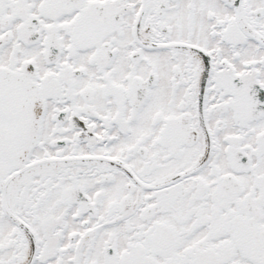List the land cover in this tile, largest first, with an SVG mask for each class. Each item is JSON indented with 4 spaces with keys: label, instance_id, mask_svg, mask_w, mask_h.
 <instances>
[{
    "label": "snow or ice",
    "instance_id": "snow-or-ice-1",
    "mask_svg": "<svg viewBox=\"0 0 264 264\" xmlns=\"http://www.w3.org/2000/svg\"><path fill=\"white\" fill-rule=\"evenodd\" d=\"M0 264H264V0H0Z\"/></svg>",
    "mask_w": 264,
    "mask_h": 264
}]
</instances>
